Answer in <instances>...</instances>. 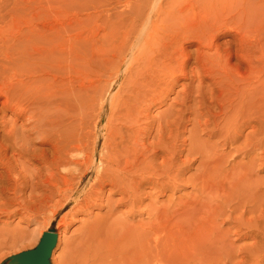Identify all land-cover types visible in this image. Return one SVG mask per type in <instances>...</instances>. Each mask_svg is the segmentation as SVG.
Returning <instances> with one entry per match:
<instances>
[{
	"label": "rangeland",
	"instance_id": "1",
	"mask_svg": "<svg viewBox=\"0 0 264 264\" xmlns=\"http://www.w3.org/2000/svg\"><path fill=\"white\" fill-rule=\"evenodd\" d=\"M149 15L153 21L159 18V27L166 24L167 15L177 16L178 22L206 19L224 54L232 48L243 56L242 40L250 31L255 50L249 80L253 89L264 84V0H0V16L4 17L0 20V50H9L17 60V79L34 74L40 81L35 87L41 89L55 79L63 89L74 86L70 114L62 107V115L72 116L73 124L66 122L60 129L98 137L96 167L102 169L103 159L104 167L108 165L116 174L104 185L94 173L82 182L78 174L69 197L60 199L42 187L49 175L46 171L38 178L43 165L17 157L13 184L3 179L6 172L0 169V188H4L0 239L19 237L22 241L13 250H0V264H22L12 256L36 249L50 230L60 234L51 264H264V113L256 112L255 117H261L256 127L247 126L236 141L226 145L233 115L220 107L221 87L233 88L225 86L224 67L230 64L234 71L244 70L246 64L238 63L246 59L223 64L216 59L215 49L202 47L196 54L199 44L183 43L194 58L202 55L210 61L198 68L190 64L189 77L171 86L149 84L138 71H131L130 56L125 66V62L109 64L108 55L117 56L122 44L116 43L107 54L108 39L115 41L128 32L131 20V30L138 33L144 27L143 17ZM118 66H122L121 79ZM110 70L115 76L107 90ZM111 98L131 106L133 114L123 110L110 131V105L106 103L101 110L99 104ZM4 101L0 96V103ZM256 107L253 104L252 111ZM137 114L142 121H137ZM86 117L90 127H80ZM15 121L13 111L0 104V138L7 145L13 144L9 135L14 129L18 139L39 137L19 130L21 123ZM119 124L126 127L125 142L117 147L121 140L113 144L108 137ZM169 137L185 141L177 150L183 153L173 169L163 154L152 157L150 152L140 160L137 173L121 172L136 152L163 144ZM93 145L90 142L89 154ZM59 146L62 149V140ZM106 147L111 148L110 155L120 158L116 168L109 165ZM51 148L50 144L41 147ZM67 169L62 166L61 174ZM60 184L64 187L63 181ZM94 185L98 190L92 199ZM214 233V244H219L210 248Z\"/></svg>",
	"mask_w": 264,
	"mask_h": 264
},
{
	"label": "bare ground",
	"instance_id": "2",
	"mask_svg": "<svg viewBox=\"0 0 264 264\" xmlns=\"http://www.w3.org/2000/svg\"><path fill=\"white\" fill-rule=\"evenodd\" d=\"M142 24L144 25L142 30L136 33L131 30L134 28V23L131 20L128 24L131 26L130 30L125 34L119 36V38L108 39L109 47L107 54L115 49L116 43L122 44L120 52L117 56L114 53L108 55V63L114 65L116 63H124L128 56L131 57L130 69L131 71H138L149 84L160 86L162 84L172 85L178 83L180 78H188L189 73L187 68L190 64L192 67L198 68L202 63L208 64L210 59L204 58L202 55H197L195 58L192 54L187 53L183 48V43H197L199 48L196 54L200 52V48L208 47L211 50H216V59L220 63H229L231 59H239L244 56L246 61L240 60L239 66L246 64L244 70H233L230 64L224 67V72L221 74L222 77L227 79L225 86H231L233 88L220 89L222 97L220 98V107L223 110H229L227 114L232 116V131L228 134L226 139V145H229L237 140L242 130L247 126H254L255 122H259L261 117H255L257 113H264V84L260 89H253L252 82L250 79L251 71L253 70L251 58L253 56L255 46L252 45L250 40V31L244 36L242 40V47L245 54L243 56L238 55L236 49L229 48L228 54L220 52L222 47L215 44L216 37L212 35L213 26L205 19V22L197 20L183 18L184 22H178V17L173 15L165 16L166 24L157 26L156 22L159 18L154 21L149 16L143 17ZM0 20H4V17L0 16ZM186 20V21H185ZM153 26L147 29L150 24ZM140 43H143L140 45ZM181 44V48L179 45ZM226 50V49H225ZM77 55V54H76ZM32 58L33 55H30ZM195 60L194 63H191ZM17 60L9 50L3 48L0 50V96L5 98V101L0 103L3 109L10 108L14 116H16V123H21L19 130L26 129V133L31 135L38 134L39 137L30 139V136H23L18 139L15 138V129L10 133L9 140H13L12 145H7L5 139L0 138V169L6 172L3 179L13 184L14 177L12 174L16 171L19 165H14V160L17 157L26 159L30 163L43 165L39 169L40 174L38 178H42L45 172H49L46 175L47 178L42 182V187L45 188V192L50 193L53 197H59L60 199H66L69 197V193L74 190V178L78 175L80 182L86 178L88 174H96L100 185H104V182L116 177V174L109 168L108 165L104 167L103 159H101L102 169L96 167L95 157L98 148L99 138H93L90 134H80L78 131L66 130L62 131L60 127H66V122L70 125L73 124L72 116L69 118L62 115V107L65 106L64 113L70 114V103L74 102L73 92H75L74 86H70L68 89H63L57 86V79H55L51 86H47L44 89L35 87L37 82H40L34 74H24L22 80L17 79L19 74L15 64ZM127 62L124 63L125 66ZM242 64V65H241ZM122 66H118L121 69ZM136 68L135 70H133ZM202 70L205 68L202 66ZM106 80V89L111 88L110 84L114 80L115 73H111ZM117 73V77H121L122 69ZM131 73V72H129ZM132 74V73H131ZM28 79V80H27ZM121 79V78H120ZM126 79V77H124ZM242 79V82H241ZM243 84V88L241 85ZM120 94V93H119ZM262 94L261 97L256 98L257 95ZM95 106L98 105L97 99L94 97L91 99ZM108 103L110 105L109 111V130L113 129L112 124L118 122L121 118L122 111L125 110L127 113L133 114V108L122 104L120 99L111 98L105 100L104 103L99 104L100 109L104 110V105ZM213 103V100L210 104ZM210 104H204L205 108H209ZM255 104L257 107L252 111V105ZM14 105V107H11ZM141 114L136 115L137 121H142ZM100 117V115H99ZM23 120V121H22ZM82 124L87 128L90 127L88 117L86 120H81ZM6 128L5 123L1 124ZM114 130V134L108 137V142L112 141L116 144L117 140L121 142L116 144L123 145L125 142V136L123 130L125 126L119 124ZM128 125V124H127ZM151 123L148 127H151ZM16 126V124L14 125ZM15 128V127H12ZM83 130V129H82ZM116 133V134H115ZM63 141L62 149L59 146L60 141ZM90 142H92L93 148L91 154L88 153ZM178 146V144H180ZM52 145L50 150H43L41 147ZM185 145V141L181 142L173 137L167 138L163 144H158L155 147H148L145 150L136 152L132 161L127 160V167L121 172L123 174H134L137 173L139 162L141 159L147 157V154L153 152L152 157H157L163 154L167 161L171 164V169L175 165V160L178 155L183 153V150L178 149ZM107 153L109 154L110 160L109 165L111 168H116L120 164V158L110 155L111 148L106 147ZM134 149L132 148L131 151ZM73 152L71 154L70 152ZM74 154L82 155L81 158ZM209 158H213L214 154L209 152ZM147 159L143 160L145 163ZM179 161V159H178ZM180 166H185V163L180 162ZM62 166L68 167L65 170V174H61ZM72 166H75L73 168ZM131 169V170H129ZM116 172V171H115ZM65 176H68L67 179ZM14 178V179H13ZM16 180V179H15ZM50 180V181H49ZM150 182L148 178L145 179ZM60 181L64 182V187L61 186ZM98 184V186H100ZM114 187H118L119 184L115 183ZM3 187L0 188V193ZM97 185L92 188V199L97 197ZM264 218V216H262ZM44 235V234H43ZM261 235H264L262 230ZM254 235H250L253 237ZM60 234L58 233V239ZM217 235H212V240L209 244L210 248H215L219 244L216 241ZM21 238H1L0 239V250L15 249L20 243ZM12 257L16 258L17 263H21L22 254H17ZM51 264V263H50Z\"/></svg>",
	"mask_w": 264,
	"mask_h": 264
},
{
	"label": "water",
	"instance_id": "3",
	"mask_svg": "<svg viewBox=\"0 0 264 264\" xmlns=\"http://www.w3.org/2000/svg\"><path fill=\"white\" fill-rule=\"evenodd\" d=\"M58 243V233L55 230L45 232L41 243L34 250L22 254V264H50L53 250Z\"/></svg>",
	"mask_w": 264,
	"mask_h": 264
}]
</instances>
